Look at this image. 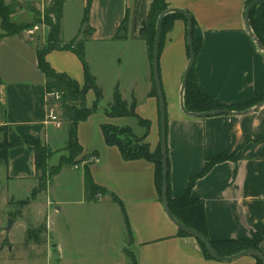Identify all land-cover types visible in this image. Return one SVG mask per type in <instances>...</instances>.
I'll return each instance as SVG.
<instances>
[{"label": "crops", "instance_id": "crops-1", "mask_svg": "<svg viewBox=\"0 0 264 264\" xmlns=\"http://www.w3.org/2000/svg\"><path fill=\"white\" fill-rule=\"evenodd\" d=\"M5 1L7 4L17 3L18 10L14 9L10 15L15 23L22 14V22L29 20L28 8L31 5L44 10L50 3V0ZM87 1L90 2L88 26L91 30L85 36L84 56L94 76L91 52L101 54L111 50L112 46L128 44V32L122 21L129 10L133 19L135 0H65L60 27L63 43L79 32ZM151 1L144 0L146 9ZM245 1L165 0L167 7L181 8L191 15L193 36L200 41L194 66L196 82L204 93L226 105L249 102L264 84V56L243 24ZM255 20L258 28L263 29L264 1L256 8ZM37 28V42L45 45L49 28L44 23ZM130 30V35L138 34V31ZM37 42L32 45L19 35H2L0 28V127L7 128L9 141L23 137L38 139L52 152L47 159L48 166H55L50 162L54 154H59L57 164L61 157L68 156L65 148L68 124L61 120V125L57 127L48 121V92L45 75L37 64ZM136 42L143 68L145 58L147 60L148 74L145 76L148 89L146 105H139L133 100L137 115L149 121L145 141L154 151L160 145L158 103L157 98L149 95L152 71L147 45L143 40ZM46 60L53 70L66 73L80 85L83 84L81 62L71 51H50ZM187 60L186 21L176 18L164 35L159 51V77L167 101L169 195L173 199L181 198L189 179L201 172L208 159L229 156L215 163L195 181L190 197L203 201L209 241L250 240L253 233L264 231V106L244 115H185L179 108L178 95ZM121 96L123 98L122 93ZM94 100L95 95L89 90L86 94L87 107ZM104 123L128 126L138 133L134 132L137 136L145 133V128L135 117H109L102 107L86 120L78 122L76 134L82 150L70 165L71 168L77 166V170L82 169L78 180L84 195L79 200H69L67 197L72 189L66 186L62 198L47 199L45 228L42 231L45 244L41 246L35 242L37 238L30 240L26 237V240L19 241L11 235L16 226L27 231L29 225H39V218L30 215L36 196L23 212L24 217L13 218V225L3 236L0 264H40L43 260L49 264H86L87 257L104 259L103 264H110L112 255L103 248L111 246V233L116 231L115 218L118 216L124 220L127 235L126 242L124 240L118 245L123 253V262L118 261L120 264H125L127 250L132 264H258L253 256L231 261L208 258L195 237L180 234L161 203V194L155 186L154 163L145 158L125 159L116 145L105 142L101 130ZM62 128L66 129L60 133ZM7 158V164H4L6 182L10 183L12 190L21 186L23 191H31L36 173L34 147L29 144L13 146L9 148ZM64 166L48 186L54 184V178L68 172ZM86 170L95 184L105 189V193L97 195L95 201L85 199ZM71 204L79 206L75 210L77 215L80 212L85 215L65 217L61 220L59 231L53 219L63 206ZM102 212L104 216H101ZM105 228L108 234L102 237ZM93 241H103L100 245L105 246L99 250L86 246ZM259 249L264 255V239L259 243Z\"/></svg>", "mask_w": 264, "mask_h": 264}, {"label": "trees", "instance_id": "trees-1", "mask_svg": "<svg viewBox=\"0 0 264 264\" xmlns=\"http://www.w3.org/2000/svg\"><path fill=\"white\" fill-rule=\"evenodd\" d=\"M65 0H50L49 5H47L43 10V23L49 28L45 45L36 48L37 64L41 72L45 75V87L48 93L58 92L61 94L59 99V115L61 120L68 124V138L66 142V150L68 151L67 157H61L58 164L55 166H48L47 159L51 156L52 152L48 147L43 145L38 139L34 137H23L18 138L12 143L0 142V161L3 164H7V152L9 148L13 146H19L22 144H29L34 147V165H35V176L38 180V186L33 188L31 191L30 199L35 198L37 193L41 190H46L48 184L51 182L52 178L59 173L64 165L73 164L75 157L81 153V146L77 140L76 127L78 122L86 120L92 112L96 111V103L101 100L102 94L101 89L96 83V78L90 73L89 65L85 60L84 56V43L86 37H83L79 41H74L71 39L68 43H62L60 38L61 32V19L63 15V4ZM252 0L245 1V7ZM89 6L90 2L87 1L83 16L81 19V27H84L85 34L91 29L88 26L89 19ZM167 8L165 0H152L146 9L144 0H135L133 7V16L136 22L140 23L145 20V27L142 31L136 35L133 34L132 37L145 41L147 45V52L149 60L151 63L152 59V49L155 37V26L156 20L160 12ZM14 8L6 4L4 0H0V28L2 35H17L21 31L22 27L19 24L13 22L10 15L13 13ZM128 11L122 21L125 23L128 17ZM256 9L251 11L249 15V21L251 28L259 41L264 45V28L259 29L255 20ZM176 18H182L186 21L185 17L181 14L170 13L164 16L161 24V40L160 48L164 38V35L169 31L173 25V21ZM193 29H194V22ZM193 31V30H192ZM192 43L194 48L195 57L200 50V41L193 36L192 32ZM53 50H67L74 53L80 60L83 69V84L80 85L76 80L71 78L66 73L57 72L51 68L46 60V55ZM188 54V47H187ZM195 62L188 74L187 84L184 90V106L188 111L191 112H204L216 109H230V110H244L249 108L259 102L264 101V84L263 86L254 94L253 98L243 104V105H226L223 104L206 93L202 91L200 86L196 82L194 73ZM152 71V65H151ZM152 75V86L149 95L157 98L156 88L154 85L153 73ZM89 90H92L95 95V100L93 101L91 107L86 105V94ZM135 101L133 100L130 105L123 100L120 91L115 87L111 102L104 110L106 115L109 117H125L133 116L137 119L139 125L145 128V133L142 136L137 137L132 129L128 126H116L109 123H104L101 125L102 134L105 142L108 145H116L122 156L125 159H136L145 158L154 163L155 166V186L157 191L161 194V184H162V173H161V151L160 145L157 146L156 150L151 151L148 143L145 142L149 131V121L142 119L135 112ZM167 117V116H166ZM167 122V119H166ZM167 126V123H166ZM130 139V142L126 140ZM229 156L219 155L208 159L198 174L192 176L185 188L183 196L179 199H173L169 195V175H168V160H167V203L170 211L175 216V218L186 225L187 227L197 230L204 234L206 237V224H205V213L203 201L199 199H192L190 197V190L193 187L195 181L206 174L209 169L218 162L224 161ZM84 189H85V199L87 201H95L97 195L104 194L105 189L93 181L91 175L86 170L84 173ZM113 199L117 201V198L113 196ZM29 202V201H27ZM129 235L131 234L130 229H128ZM180 234L185 235L184 232L179 230ZM264 239V231L253 233L250 240L241 241H211V245L215 251L221 256H229L235 254L243 249L252 248L257 251L259 249V243ZM199 242L204 255L211 258L210 254L207 252L203 243L197 239ZM263 255V254H262ZM264 256V255H263ZM258 264H262L259 259H257ZM134 262V261H133ZM135 263V262H134Z\"/></svg>", "mask_w": 264, "mask_h": 264}, {"label": "rangeland", "instance_id": "rangeland-1", "mask_svg": "<svg viewBox=\"0 0 264 264\" xmlns=\"http://www.w3.org/2000/svg\"><path fill=\"white\" fill-rule=\"evenodd\" d=\"M7 4V1L4 0ZM16 3V2H15ZM9 3L10 7H13L15 11L18 10L17 3ZM14 12V11H13ZM28 12L30 13L29 20L22 22V15L18 16L16 24H19L22 27L21 31L17 35L21 36L22 39L30 41L31 44H35L37 42V38L39 36V31L37 30V26L43 23V10L37 5H31L28 8ZM11 18V16H10ZM21 21V22H20ZM20 22V23H18ZM140 23H137V27L141 26ZM123 26L127 29L128 36L126 41H128L127 45L119 44L112 46V49H107L105 52L93 51V70L95 72L94 77L96 78V83L98 87L101 89V100L96 103V110L102 107L103 110L107 108V106L111 102V94L114 91V87L117 85L118 90L123 94V99L130 105L135 99L136 103L139 105H144L146 103V91L148 89V80L146 78V74H148L147 68V60L145 58V65L143 68V59H141V54L139 53L138 42L142 41L132 37L130 35V29L132 28V15L131 10H129L127 20L123 24ZM84 27L79 29V32L75 37H73L74 41H79L83 37L86 36ZM138 31V28H137ZM70 40L65 41L64 43H68ZM124 41V40H122ZM63 43V42H62ZM130 43V44H129ZM43 46L40 41L37 42L36 48ZM145 76V82L144 77ZM151 82V81H150ZM163 92V91H162ZM145 95V101H144ZM164 97V95H163ZM179 97V95H178ZM167 102L164 98V103ZM57 107L59 102L56 103ZM92 105V104H91ZM90 105V107H91ZM146 105V104H145ZM167 105V103H165ZM180 108V107H179ZM166 110V107H165ZM59 111V110H58ZM105 112V111H104ZM159 113V111H158ZM106 114V113H105ZM131 119L133 122L134 120ZM65 126V125H64ZM66 128H62L60 133L64 132ZM135 132V131H134ZM133 132V133H134ZM136 133V132H135ZM134 133V134H135ZM138 134V133H136ZM135 134V135H136ZM137 136V135H136ZM139 137V136H137ZM18 139V138H17ZM15 139V140H17ZM13 140V141H15ZM128 142L130 139L126 138ZM13 141H9L8 139V131L6 127H0V142H8L12 143ZM146 142V141H145ZM147 143V142H146ZM59 154H54L50 162L51 164H57ZM65 169L68 170L65 175L60 176L58 178H54V184H51L47 187L46 190H41L37 193L36 202L32 205L30 209V215L33 217L39 218L40 222L37 226L29 225L28 230L25 231L23 228L16 226L13 228L11 235L19 241L26 240V237H29L31 240L33 237L37 238L35 241L39 246L45 244V236L43 234L44 223L46 218V208H47V199L52 198H62L63 189L68 186L72 189L68 195L69 200H79L81 196L84 195L82 191L81 183H79L78 176L82 174L81 167L77 170V168H71V165H65ZM34 188L38 186V180L36 176L34 177ZM53 185V186H52ZM14 186V185H13ZM52 187V188H51ZM33 190V189H32ZM31 190V191H32ZM31 191H24L21 189V186H18L16 190H12L10 183H7L5 180V165L0 161V244H2L3 236L7 235L5 231V227L7 225V219L11 218H23V212L27 209L29 203L34 200H29ZM29 201V202H27ZM103 201V199L101 200ZM54 206H52L53 208ZM79 206L76 204L65 205L62 207V210L57 217L53 219L56 222L57 229L61 231L62 221L65 217H83L85 214L80 212L78 215L75 213V210ZM51 208V207H50ZM101 216H104L105 213H100ZM116 223V231L115 233H111V246L108 248H103L105 245H100L103 241H93L91 243L86 244V246H90L91 248H95V250H99L100 247L104 250H108V253L112 255L111 262H117L120 264L123 262V253L119 251L118 245L125 240L126 242V227L122 217L115 218ZM43 231V232H42ZM108 234V231L105 228V233L101 234L102 237ZM28 239V240H29ZM125 264H132L130 258V252L125 251ZM85 260V259H84ZM89 261V262H88ZM93 263H104V259L100 260L96 257H87L86 264ZM120 261V263H118ZM110 263V264H112ZM40 264H49L48 262H40Z\"/></svg>", "mask_w": 264, "mask_h": 264}, {"label": "water", "instance_id": "water-1", "mask_svg": "<svg viewBox=\"0 0 264 264\" xmlns=\"http://www.w3.org/2000/svg\"><path fill=\"white\" fill-rule=\"evenodd\" d=\"M263 1L264 0H252L245 7L244 13H243V24H244L245 30L247 31L250 39L254 42L256 47L262 52V55L264 56V45L259 41L255 33L253 32L251 25H250V21H249V15L251 11L255 10L259 6V4H261ZM170 13L181 14L186 19V42H187V47H188V60H187V64L182 74L181 84H180V89H179V107L185 115H188L191 117H209V116H215V115H221V114L244 115V114L256 111L259 108L264 106V101H262L244 110L216 109V110H210V111H204V112L188 111L184 106V90L187 84L188 74L195 62V53H194V48H193V43H192V30H193L192 17L186 10L181 9V8H176V7H167L165 10L160 12L156 20L151 65H152V73H153L154 85L156 88V96H157L158 111H159L161 173H162L161 203L163 205L164 211L168 219L179 230H181L185 234L193 236L196 239L200 240L205 246L207 252L210 254V256L213 259H216L218 261H231V260L237 259L242 256H253L259 259L262 264H264V256L259 251L252 249V248L243 249L229 256L219 255L215 251L213 246L211 245V242L208 240V238L204 234H202L201 232L197 230L191 229L187 227L186 225H184L183 223H181L180 221H178L169 209V206L167 203L166 110H165L164 97H163V92H162L160 77H159V51H160L162 20L165 15L170 14ZM144 27H145V20L141 22L140 27H137V22L135 20V17H133L132 30L134 32L137 31V28H138V32L140 33ZM13 223H14V219L9 217L7 219V225L5 227L6 232L10 230Z\"/></svg>", "mask_w": 264, "mask_h": 264}, {"label": "built area", "instance_id": "built-area-1", "mask_svg": "<svg viewBox=\"0 0 264 264\" xmlns=\"http://www.w3.org/2000/svg\"><path fill=\"white\" fill-rule=\"evenodd\" d=\"M47 96H48V102H47L48 121L54 123L55 126L59 127L61 125V118L56 103L59 101L61 94L58 92H52V93H47ZM76 167L77 166H75V168Z\"/></svg>", "mask_w": 264, "mask_h": 264}]
</instances>
